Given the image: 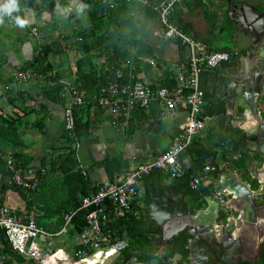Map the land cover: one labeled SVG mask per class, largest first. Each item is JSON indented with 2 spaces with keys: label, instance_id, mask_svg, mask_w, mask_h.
I'll return each mask as SVG.
<instances>
[{
  "label": "crops",
  "instance_id": "obj_1",
  "mask_svg": "<svg viewBox=\"0 0 264 264\" xmlns=\"http://www.w3.org/2000/svg\"><path fill=\"white\" fill-rule=\"evenodd\" d=\"M74 3L78 5L80 0L77 2L74 0ZM24 10L30 16V23L25 26L31 36H33L32 25L45 22L51 16L48 11L40 12L39 5L26 6ZM178 11V21L184 27L182 29L196 40L201 52L211 50L240 51L239 57L223 62L214 68H205L201 73V87L205 92L203 112L206 113V127L196 136L195 141L211 146L220 135L238 129L240 133H234L233 137H243L245 148L242 152L235 151L233 143L229 142L215 147L216 156L213 163L219 166V170L211 175L210 184L209 182L203 184V187L211 185L212 190L210 193L203 194L200 200H193L187 190L174 186L175 177L163 171L162 184L165 187V196L163 198L156 197L147 204L145 200L146 185L143 179L138 188L136 202L145 221L159 229L156 235V240L159 243L169 242L172 239L164 238L162 227L158 223V217L165 205L173 210L184 204L188 205L190 209L195 207L207 209L212 203L216 210L219 209V214L226 211L229 216H238L240 213L243 216L247 215L243 231L240 233L251 240L252 247L250 246L247 250L248 259L261 264L260 251L264 243V234L259 236V231L254 229L255 222L249 218L254 211L248 201L236 199L231 186L232 182L239 180L248 183L252 190L259 188V179L255 178L251 171L253 162H256L258 167L262 166L259 161L260 156L248 148L247 142V133L258 125L259 116L256 112L251 113L245 92L241 88V82L245 81V77L254 69V65L260 62L264 64V35H262L264 34V0H183ZM21 15H23V11ZM9 24L17 25L8 19L4 23H0V147L2 150L32 156L31 166L38 167L43 165L45 159L47 162L49 161L55 148H61L68 144L64 119L65 105L69 101V96L55 94L50 97L39 83H14L10 91L4 89V85L13 80V76L19 71V68L33 59L38 48V42H33L26 35L19 36V41L14 43L15 45L19 43L17 48L8 47V44L2 45L3 42L13 43V39L5 34L10 32L9 28H6ZM154 41L158 46L157 55L145 57L143 61L138 62L141 74L151 79L161 78L166 71L176 74L177 71L173 65L182 64L188 60L189 44L180 39L166 38L159 32H156ZM77 58L76 51L70 47L62 54L55 55L53 60L58 63L56 70L63 77L60 80L74 81L78 70L76 67ZM150 58L156 59L157 64H150L148 62ZM93 62H100V59L95 57ZM91 68L89 67L88 70L93 71ZM91 94L93 93L88 92V97ZM262 100H258V107L261 110L260 114L264 115ZM89 103L88 100L87 104ZM220 104L225 107L224 113L209 114ZM160 111L161 106L154 105L150 112L145 111L144 115H134L129 128L118 129L113 126L112 116L108 109L95 105L88 109L85 107L78 109L77 137L81 147L77 151V167L85 168L88 171L87 178L91 184L101 186L105 180H122L127 172L137 168L141 163L153 159L169 147L174 135L180 132L185 123L187 113L183 109L170 110L163 118L156 121ZM241 153L244 155L242 156ZM187 160L184 159L185 162H188ZM10 177L11 172L7 166V160L0 152V198L2 187L10 184ZM58 180V176H49L41 191L32 199L37 210V218L44 217L46 224L52 226L56 225L58 215L54 216L51 212L47 213L45 210H41L37 204L50 205L65 199V191L47 193V189L54 186L59 187ZM220 182H223V188L219 185ZM216 189H225L230 192L228 207L222 208L218 199L214 197ZM60 197L63 198L61 201ZM252 197H255L259 202L264 200V194L262 196L253 194ZM4 204L21 209L27 208L26 199L12 189L6 191ZM241 207L248 209L244 211ZM256 214H260V211H257ZM115 218L114 216V220ZM263 220L262 215H259L258 222ZM57 238L62 246H53L54 256L52 255V257L57 258L55 263L76 264L78 259L75 256V250L79 245V235H70L68 232V234H61L54 239ZM119 257L120 255H115L104 259L105 262L99 264H122L118 260ZM181 257V254L177 253L173 259L174 264ZM157 262L156 258L148 260L135 258L129 264H157ZM96 263V261L88 260V264Z\"/></svg>",
  "mask_w": 264,
  "mask_h": 264
},
{
  "label": "trees",
  "instance_id": "obj_2",
  "mask_svg": "<svg viewBox=\"0 0 264 264\" xmlns=\"http://www.w3.org/2000/svg\"><path fill=\"white\" fill-rule=\"evenodd\" d=\"M151 5H144L137 0H85L88 8L83 14H78L74 0H21L23 9L26 6L39 5V11L50 12L51 16L45 22L39 23L38 27L41 33L53 35L59 28L60 12L57 11V4L70 7L73 6L71 13L67 14L69 21L75 20L73 24L72 35H62L57 40L46 42L40 47L38 46L32 60L22 65L19 70L32 69L38 74L45 76L43 82H40L42 89L50 97L55 94H61L64 84L60 79L63 78L57 68V61L52 59V55L62 54L67 48H72L78 56L76 60V75L73 83L81 90L93 94L106 84L107 76L111 75L112 67L121 66L127 59H131L136 63L143 61L145 57L157 55L158 46L154 41L156 32L163 34L160 14L154 9L166 0H150ZM176 9L171 20L180 28H184L182 23L178 21L179 11ZM23 11V10H22ZM22 13V12H21ZM20 13V14H21ZM55 19V20H54ZM7 20V19H6ZM100 59V62L94 63V58ZM92 67L93 71L88 68ZM56 73L53 74V71ZM162 85L168 83H176V74L171 71L166 73L159 79ZM94 104H87L80 108H92ZM96 106V105H95ZM98 107V106H97ZM78 109H76V133L78 135L79 119L77 118ZM144 110H137L135 115H144ZM225 112L223 105L212 109L209 114L217 115ZM205 112L202 116L205 117ZM7 127V126H6ZM234 133H240V130L233 129L223 135H220L213 145L194 141L192 145L182 154V159H188V167L182 177L174 178V186L179 189L188 191L193 200H200L203 194L210 193L212 186L193 189L191 181L200 174L203 167L208 162H214L216 156L215 147L222 143H233L235 151L242 152L245 148L243 137L234 138ZM68 144L61 148H55L51 153L50 159L43 162L44 167H48L47 175L44 182L49 176H58V186L65 191L66 197L63 201L54 205L37 204L41 210L47 213L51 212L54 216L58 215L56 225L46 224L44 217H38L37 222L40 225L48 227L52 231H57L62 228L65 223L66 214L80 208L83 198L90 196L100 188V185H93L87 177L81 172H75L78 165L75 150L72 146L73 138L66 133ZM57 149V150H56ZM16 165L19 168L25 169L30 167L33 162L32 156L23 155L18 152H13ZM242 156L244 155L241 153ZM211 160V161H210ZM217 171L213 172L214 174ZM164 172L161 169L153 170L149 175L145 176L144 183L146 185V203H150L154 198L165 196V187L162 184V176ZM44 182L36 190H27L20 186L7 184L2 187V196L0 198V208L5 205V193L12 189L20 193L26 199L27 208H34L33 196L38 194ZM110 209L116 217L114 221L105 229L110 232L114 240L125 239L128 242V247L119 257L122 264H129L133 259L148 260L156 258L157 264H174L173 259L177 253L181 254V259L176 264L189 263V239L190 235L187 231H182L175 235L169 242L159 243L156 240V235L159 232L157 227L149 225L144 217L140 214V207L135 201L130 209L121 207L120 205L110 204ZM89 209L79 210L73 218V227L70 228V235H79L87 226L86 215ZM45 212V213H46ZM228 213L223 211L222 217H226ZM0 255L4 253L10 254V259L7 264H24L25 257L15 251L6 235L0 236ZM79 257H77L78 259ZM261 264H264V249L262 252ZM28 264H35L30 260Z\"/></svg>",
  "mask_w": 264,
  "mask_h": 264
},
{
  "label": "built area",
  "instance_id": "obj_3",
  "mask_svg": "<svg viewBox=\"0 0 264 264\" xmlns=\"http://www.w3.org/2000/svg\"><path fill=\"white\" fill-rule=\"evenodd\" d=\"M137 1L144 5H151L150 0ZM182 3L183 0H166L154 6V9L160 14L161 25L164 27L161 32L164 36L170 39H180L189 44L188 60L185 63L173 65L177 71L175 84L162 85L160 78L151 79L141 74L139 64L131 59H127L119 67L108 69L111 70V75L107 76L106 84L90 97L85 90H81L73 82L60 80L64 84L61 95L69 96V101L65 105V130L73 138V141L75 140L72 143L77 157L81 143L76 133L75 111L86 105L88 100L91 104L108 109L112 116V124L118 129L129 128L137 110L150 112L154 105L161 106L156 121L163 118L167 111L174 109L185 110L187 117L180 132L174 135L166 150L127 172L122 180H105L97 192L83 198L79 209L66 214L65 223L58 232L51 231L37 222L35 207L21 209L3 205L0 208V236L6 235L11 247L22 254L27 263L33 260L35 264H57L55 263L57 258L52 257L54 245L49 240L61 234H68L70 228L73 227L75 214L81 209L91 207L95 208L86 215L87 226L79 234V245L75 250V256L79 257L76 264L80 262L83 264L87 258L96 255L97 251L104 255L103 259L121 255L128 247V242L125 239L114 240L111 233L105 230L114 220L109 203L130 209L131 205L137 201L138 188L142 180L155 169H161L173 177H182L185 174L188 163L182 159V154L206 127V118L202 116L205 92L201 87V73L205 68H214L223 62L239 57L240 51L211 50L201 52L196 40L171 20L177 7ZM70 7L73 8L72 5ZM31 32L38 39L39 47L46 43V36L41 35L37 24L32 25ZM148 62L152 65L157 64V60L154 58H150ZM55 73L54 70L53 74ZM44 78L43 74H38L32 69L19 70L14 74L13 80L4 85V89L10 91L14 83L40 84ZM0 152L6 158L7 166L11 172L10 184L27 190H36L44 182L48 167L30 166L22 169L17 167L12 151L2 150L0 147ZM218 170V165L208 162L200 174L191 181V187L198 189L203 184L208 182L210 184L211 175ZM75 172H81L85 177H88V171L85 168L77 167ZM229 195L230 192L225 189H216L214 192V197L218 199L222 208L228 207ZM37 243H39V247H37ZM110 252L112 254L108 255ZM9 259L10 254H1L0 264H7Z\"/></svg>",
  "mask_w": 264,
  "mask_h": 264
},
{
  "label": "water",
  "instance_id": "obj_4",
  "mask_svg": "<svg viewBox=\"0 0 264 264\" xmlns=\"http://www.w3.org/2000/svg\"><path fill=\"white\" fill-rule=\"evenodd\" d=\"M244 80L241 82V88L245 92L248 107L251 113L256 112L259 116L258 125L247 133L248 148L259 154L262 166L258 167L256 162L252 163L251 173L259 179L257 190H252L248 183L239 180L232 182L231 189L236 199L248 201L254 211L249 218L255 222L254 229L258 230L259 236H261L264 234V220L258 222V217L262 215L264 219V200L259 202L252 196L253 194L255 196L264 194V115L260 114L261 110L258 107V100L264 98V64L260 62L254 65V69L248 73ZM232 81L235 82V80ZM262 102L264 104V99ZM219 185L224 187L223 182H220ZM241 209L246 211L248 208L241 207ZM257 211H260V214H256ZM230 213L232 214V212ZM246 219L247 215L243 216L242 213L238 216L222 217L219 214V209L216 210L212 203L207 209L196 207L190 209L188 205L184 204L178 206L176 210L165 205L158 217V223L167 240L182 231H187L192 236L189 240L191 251L188 264H258L248 259L247 250L250 246L252 247L251 240L240 233L243 231Z\"/></svg>",
  "mask_w": 264,
  "mask_h": 264
},
{
  "label": "rangeland",
  "instance_id": "obj_5",
  "mask_svg": "<svg viewBox=\"0 0 264 264\" xmlns=\"http://www.w3.org/2000/svg\"><path fill=\"white\" fill-rule=\"evenodd\" d=\"M77 1H79V0H76V2ZM74 4L76 5V3H74ZM58 20H60L59 28L53 33L52 36L50 34L49 35H46V34H43V33L41 34V35H45L46 36V39H45L46 41L52 42L53 40L59 39L64 34L68 35V36L72 35V33H73V24H74L75 20L73 19V20L69 21L67 19V15H64L63 13L61 14V16L59 17ZM13 26H15V27H13ZM13 26L10 25V24L8 26H6V28L7 27L9 28L10 32L5 33L6 35L9 36V38L11 37L10 39H13V43H4L3 42V43H1L2 45H7L8 44V47L17 48L19 43L16 44L17 46L14 43H17L19 41V36H22V35L29 36L33 40V42H35V43L38 42V39L34 35L33 36L29 35L28 29H27L26 26H23V27H21L19 25H13ZM1 29H3V28H1ZM54 57H55V55H52V59H54ZM52 191H57V192L61 193V191H63V190H61L59 187H55V186L51 187L50 189H47V193L48 192H52ZM56 198H58V197H56ZM62 199L63 198L60 197V201ZM52 204L53 205L54 204H58V202L57 203L53 202ZM52 204H50V205H52ZM49 241H51V243L54 244V246H62V244L59 242V238L51 239ZM36 245H37V247H39V243H37ZM110 254H112V252H110ZM88 260L89 261H93V262L96 261L97 262L96 264L105 262L104 259H103L102 253H99L98 251L96 252V255H93L92 257L87 258V260H85L83 264H88Z\"/></svg>",
  "mask_w": 264,
  "mask_h": 264
},
{
  "label": "clouds",
  "instance_id": "obj_6",
  "mask_svg": "<svg viewBox=\"0 0 264 264\" xmlns=\"http://www.w3.org/2000/svg\"><path fill=\"white\" fill-rule=\"evenodd\" d=\"M57 11L62 12L64 15L71 13L72 8L68 6H61L57 4ZM88 8V4L85 0H80V3L76 6V10L78 14H83L85 10ZM23 10V15L20 13ZM14 21L15 24L23 27L30 23V16L27 11L23 9V5L21 0H0V23H4L5 20Z\"/></svg>",
  "mask_w": 264,
  "mask_h": 264
},
{
  "label": "flooded vegetation",
  "instance_id": "obj_7",
  "mask_svg": "<svg viewBox=\"0 0 264 264\" xmlns=\"http://www.w3.org/2000/svg\"><path fill=\"white\" fill-rule=\"evenodd\" d=\"M263 249H264V243H263V245L261 246V251H260V253H261V258H262V252H263ZM256 263H258V262H256ZM258 264H260V263H258Z\"/></svg>",
  "mask_w": 264,
  "mask_h": 264
}]
</instances>
